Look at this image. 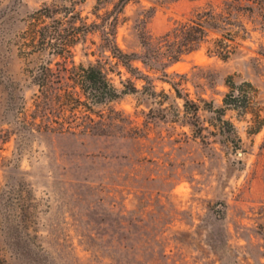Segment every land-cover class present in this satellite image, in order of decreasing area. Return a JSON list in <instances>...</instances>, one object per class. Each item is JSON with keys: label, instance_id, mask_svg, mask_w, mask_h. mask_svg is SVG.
Wrapping results in <instances>:
<instances>
[{"label": "rangeland", "instance_id": "obj_1", "mask_svg": "<svg viewBox=\"0 0 264 264\" xmlns=\"http://www.w3.org/2000/svg\"><path fill=\"white\" fill-rule=\"evenodd\" d=\"M118 1L0 0V264H264V0H130L117 42L135 70L99 49L98 29L70 59L126 92L82 96L69 131L58 111L45 129L37 82L60 58L41 52L37 11L75 6L101 23ZM205 13L220 18L207 41L152 59L142 35ZM216 39L228 59L211 52ZM86 117L95 129L82 132Z\"/></svg>", "mask_w": 264, "mask_h": 264}, {"label": "trees", "instance_id": "obj_2", "mask_svg": "<svg viewBox=\"0 0 264 264\" xmlns=\"http://www.w3.org/2000/svg\"><path fill=\"white\" fill-rule=\"evenodd\" d=\"M129 1L119 0L115 8L108 13L109 19L103 18L101 23L87 24L80 12H75V6L65 7V9L43 7L37 11L38 17L41 18V28L36 31L41 42V52L60 58L54 64L53 61H48L41 65V76L37 82L41 87V113H43L41 126L44 125L45 129H52L51 125L45 121L49 117V112L58 111L63 117L62 122L57 121L59 131H69L70 126L66 130L64 128L66 113L71 111L76 117L74 112L78 106L74 105L73 101L77 105H86L87 102L82 100V96H85L87 100L92 99L93 104H100L115 100L126 92L119 91L111 83L100 64L77 65L73 59H70L73 55V46L83 40L88 33L98 29L102 32V43L99 49L104 52L109 51L110 56L128 71L135 70L134 61L137 59V53L126 52L117 42L119 13ZM60 13L69 15L67 23L56 18ZM47 19L52 21L45 23ZM219 21L220 18L212 13H205L197 21L190 19L179 22L158 41L149 40L142 35L143 45L145 49L153 48L152 59L156 62L175 63L193 52L202 42L207 41L209 28L219 27ZM211 52L226 60L230 57L232 50L225 39H216ZM145 55V58L149 59V56ZM78 88L80 91L77 90ZM225 103L230 105L228 98L225 99ZM88 109L93 108L88 106ZM91 121H93L91 118L86 117V121L82 124V132L95 129V124ZM42 122L45 123L42 125Z\"/></svg>", "mask_w": 264, "mask_h": 264}]
</instances>
